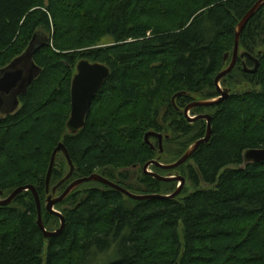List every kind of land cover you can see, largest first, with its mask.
<instances>
[{
    "label": "trees",
    "instance_id": "trees-1",
    "mask_svg": "<svg viewBox=\"0 0 264 264\" xmlns=\"http://www.w3.org/2000/svg\"><path fill=\"white\" fill-rule=\"evenodd\" d=\"M257 1L0 0V70L21 56L33 37L49 42L33 55L41 74L19 97L17 111L0 114L1 199L33 187L44 228L56 231L50 225L59 220L44 209L45 183L60 143L74 172L54 198L93 174L135 195L173 194L175 182L129 177L135 166L141 171L151 161L162 164L156 140H150L152 150L144 136L161 134L163 153L172 142L176 161L205 137L206 123H188L183 110L219 97L215 78L229 65L224 57L232 55L237 26ZM107 37L113 45L99 47ZM239 50L259 61L256 74H245L237 61L220 82L223 89L237 90L189 114L211 117L208 143L176 170H161L184 176L195 192L136 202L102 185L80 186L55 206L65 227L49 239L37 226L32 194L24 192L0 207V264H264V163L241 169L245 151L264 150V6L242 30ZM80 61L102 64L110 76L94 97L84 128L72 136L66 123ZM245 65L253 68L249 60ZM239 79L250 88L240 91ZM179 93L186 96L172 103ZM68 172L57 154L50 189Z\"/></svg>",
    "mask_w": 264,
    "mask_h": 264
},
{
    "label": "water",
    "instance_id": "water-1",
    "mask_svg": "<svg viewBox=\"0 0 264 264\" xmlns=\"http://www.w3.org/2000/svg\"><path fill=\"white\" fill-rule=\"evenodd\" d=\"M264 6V0H258L253 7L245 14L239 25L236 29L235 34V42L234 48L231 55V59L229 65L225 70H223L218 76L215 78V86L216 91L219 95L217 99L208 100V101H196L192 102L183 110L184 118L187 120L188 123H194L196 121H204L206 123V134L205 137L201 140H198L194 144H192L185 154L174 164L171 165H161L157 161H151L145 164L142 168L143 175L149 176L154 180L162 183H178L176 191L169 195V196H160V195H135L130 193L129 191L117 186L116 184L108 181L107 179L93 174L88 178L77 179L73 181L69 186L64 190V192L57 198H54L56 190L61 187L65 182H67L73 175L74 167L70 156L62 143L58 144L57 148L53 151L46 175V185L45 190L47 199L45 202L44 209L45 211L54 217H56L60 222V227L54 232H48L42 223L41 217V206L39 203V198L37 193L33 189V187H22L15 190L8 198L1 199L2 194L0 193V207H7L9 206L13 200L24 192H30L34 198L36 209H37V226L39 230L42 232L44 238L49 239L56 236H59L64 227L65 221L62 215L55 210V206L63 202V200L72 193L75 189L79 188L80 186L93 182L98 183L102 186H105L126 198L136 201V202H144L154 199L160 200H173L178 197L182 191V188L185 183V179L180 176H168V177H161L157 174L151 173L148 171L150 166H155L164 171H173L179 168L180 166L184 165L191 156L196 152L198 147L203 143H208L210 136H211V117L209 115H201L198 117H190V112L196 108H209L213 107L214 105L219 104L224 99H226L229 94L230 90L220 88V82L223 78L229 75L234 67L237 64L238 60L242 62V69L245 74L254 75L256 74L259 68V61L249 55L246 52L239 53V37L248 23V21ZM44 45H49V42L44 40L43 38L33 37L29 46L25 50V52L14 59L8 66L0 70V114L1 115H10L17 111L19 107V97L25 95L28 87L38 78L41 74V70L34 64L33 62V55L36 50L43 47ZM230 58L229 54H226L224 57V63L228 61ZM245 60H249L253 64V68L249 69L245 65ZM110 71L109 69L99 63H90L88 61H80L76 65L75 74L71 80V87H70V115L69 119L66 123V129L68 133L72 136L77 135L84 126L87 115L90 111L91 103L94 97L99 93L101 88L103 87L104 83L109 79ZM181 96H186L185 93L176 94L173 99L172 103L175 102L176 98ZM155 139L157 141V145L159 148V153L162 154V143H163V136L161 134H156L154 132H148L144 136V143L149 146L152 150H155L154 146L151 144L150 140ZM61 153L65 158L69 172L55 187L50 189V180L52 175L53 166L55 163V158L57 154ZM243 165L241 169L245 165L248 164H259L264 163V150L263 149H251L245 151L242 156ZM137 166L133 167L136 169Z\"/></svg>",
    "mask_w": 264,
    "mask_h": 264
},
{
    "label": "rangeland",
    "instance_id": "rangeland-1",
    "mask_svg": "<svg viewBox=\"0 0 264 264\" xmlns=\"http://www.w3.org/2000/svg\"><path fill=\"white\" fill-rule=\"evenodd\" d=\"M113 45V42H112V40L110 39V38H104V39H102L101 40V42L99 43V47H108V46H112ZM241 51L239 50V53H240ZM230 59H231V57H230ZM220 86V88H221V90H223V87L221 86V85H219ZM238 87H240V91H243V90H247V89H249L250 88V86L249 85H247L243 80H241V79H239V85H238ZM237 90V88H235V89H232L231 91H236ZM18 109V108H17ZM1 116H4V115H1ZM191 116V115H190ZM167 134V137L169 136V139H172L173 140V134L172 133H166ZM152 143L154 144V145H156V142L153 140L152 141ZM176 153H177V147H174V144L172 143V142H168L165 146H164V153H162V159H161V165H163V164H166V165H171L172 163L174 164V162L176 161ZM177 162V161H176ZM165 165V166H166ZM189 165H191V166H193V168H194V164L193 163H189ZM155 167V166H154ZM242 167V166H241ZM156 168V167H155ZM159 169V168H158ZM231 169H235V167H231ZM64 171L63 172H66L67 171V168L65 169V167H64V169H63ZM133 171L132 172H130L129 173V177L130 178H132V180L133 179H135V178H138L139 177V175H142L143 174V170L141 169V171H139V169L138 168H136V169H132ZM152 170H153V168H152V166H150L149 167V169H148V171L149 172H151V173H153L152 172ZM154 171V170H153ZM157 173V175L158 176H161V177H168V174L166 173V172H163V171H161V169H160V171H157V172H155L154 174H156ZM100 176V175H99ZM169 176H172V177H174L173 175H169ZM179 176V175H178ZM184 176H182V178H183ZM176 183V182H175ZM177 185H176V187H175V191H176V189H177V186H178V183H176ZM202 189H207L208 187L207 186H205V185H201L200 186ZM89 188H100V184H98V183H93V182H90V183H87V184H84L83 186H81L80 187V190H85V189H89ZM196 191V188H194V186L186 179L185 180V183H184V186H183V188H182V191H181V194L179 195V198H184L185 196H187V195H189V194H191V193H193V192H195ZM59 225H60V223L58 222L57 223V225L54 223V222H52V224L50 225V229H52V230H54V228L55 229H58V227H59Z\"/></svg>",
    "mask_w": 264,
    "mask_h": 264
},
{
    "label": "flooded vegetation",
    "instance_id": "flooded-vegetation-1",
    "mask_svg": "<svg viewBox=\"0 0 264 264\" xmlns=\"http://www.w3.org/2000/svg\"><path fill=\"white\" fill-rule=\"evenodd\" d=\"M242 63V62H241ZM201 116V115H200ZM198 117V116H197ZM157 142V141H156Z\"/></svg>",
    "mask_w": 264,
    "mask_h": 264
}]
</instances>
